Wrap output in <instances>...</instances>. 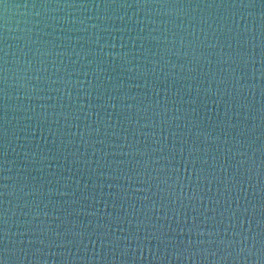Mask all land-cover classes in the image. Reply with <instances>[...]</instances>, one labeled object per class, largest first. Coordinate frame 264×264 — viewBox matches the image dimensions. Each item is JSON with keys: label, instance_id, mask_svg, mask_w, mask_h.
Wrapping results in <instances>:
<instances>
[{"label": "water", "instance_id": "95a60500", "mask_svg": "<svg viewBox=\"0 0 264 264\" xmlns=\"http://www.w3.org/2000/svg\"><path fill=\"white\" fill-rule=\"evenodd\" d=\"M58 2L75 6L57 7ZM261 3L256 0L255 7L232 8L229 0H192L184 8L170 10L138 8L135 0H127L123 7H106L103 0H0V57L6 56L8 81V110L2 122L6 157L0 173L7 179L0 183L7 185L3 198L9 217L6 244L17 253L7 264H264V255L258 251L264 189L260 154L264 142L260 120L264 81L259 78ZM169 11L172 16L166 15ZM228 28L233 36L236 30H248V50L256 63L249 64L247 70L231 62L217 64V54L227 57L237 51ZM193 39L196 49L190 46ZM201 52L199 61L192 63L193 56ZM125 55L127 62L123 63ZM253 71L257 78L242 80V91L237 94L233 77L245 72L250 77ZM235 96L239 99H230ZM250 103L256 110L254 131L252 114L241 107ZM127 110L130 120L125 118ZM190 120L199 122L201 128L193 127ZM225 120L228 123L221 128L220 122ZM229 123L240 127L231 128ZM161 127L167 131L161 132ZM170 131L176 133V148L184 146L185 160L190 146L194 158L207 159L209 165L216 163L215 172L221 179L232 181L237 174L234 182L241 184L243 177L242 185L224 193L225 199L216 207H239L241 211L247 207L249 212L242 218V231L247 232L255 206V248L251 238L247 243L238 239L235 247L219 246V240L232 239L234 232L241 231L232 227L239 224V214L232 221L227 213L221 218L219 212L202 216L201 231L206 235L198 240L192 237L194 243L202 245L199 251L208 252L206 257H177L171 248L155 240L141 252L135 240L129 241V232H135L136 223L145 219L142 201L151 205L154 200L158 208L161 200L167 202L158 191L167 196L171 190L164 184L157 189L149 176L167 174L170 154L163 149L174 139ZM145 140L150 155L136 158L148 164L146 170L141 168L145 183H128L122 172H128L127 161L132 156L125 157L122 152L129 151V144L138 143L143 149ZM253 160L255 170L249 174ZM175 166L183 185V193L176 187V196L184 205L193 203L189 197L195 190L205 197L204 204L197 198L196 206L202 211L212 207L208 195H216L218 187L223 192V186L213 182L210 194L203 181L196 188L200 165L194 170L189 164L186 171L179 152ZM158 169L165 171H154ZM176 207L180 225L171 211L165 217L163 211L149 209L148 215L160 216L157 223L165 232L178 233L184 228L185 212L189 223L194 213L190 206L181 209L179 202ZM126 220L132 221L131 229ZM109 223V239L117 242L112 248H101L96 240H85L86 249L48 248L41 245L39 234L20 236L23 225H31V231L50 225L52 233L62 235L73 225L77 232L100 227L106 232ZM208 232H218L219 236L209 237ZM144 234L141 229L140 239ZM29 238L35 243L25 252ZM176 238L188 240L186 233ZM61 242L67 243L56 241ZM241 248L245 252L241 253Z\"/></svg>", "mask_w": 264, "mask_h": 264}, {"label": "snow or ice", "instance_id": "6c2138e0", "mask_svg": "<svg viewBox=\"0 0 264 264\" xmlns=\"http://www.w3.org/2000/svg\"><path fill=\"white\" fill-rule=\"evenodd\" d=\"M105 3L106 7H111L116 4H119L121 7L127 5V0H103ZM192 0H135V7L138 8H159V9H177V8H184L185 3H191ZM198 3H206L207 0H197ZM229 3L231 4L232 8H250V7H255L256 0H229ZM57 7H74L75 3H64L60 4L59 2L56 4ZM261 9H262V16H261V25H260V33H261V38L259 41V49H260V64H261V69H260V79L261 81H264V0H262L261 3ZM168 16H172L173 13L169 11L166 13ZM202 23H206L205 20H201ZM173 27L175 25L173 24ZM227 27V26H226ZM228 33L229 36L232 39H235L237 42V51L235 54H229L227 57L223 55L217 54V64L221 63H229L231 62L232 64H236L237 66H242L245 70L248 69L249 64H255L256 63V57L254 54H249L248 50V30L245 29L243 33H241L239 30H236L235 35L233 36V30L231 28H228ZM181 39H185V37L181 36ZM196 40L193 39L190 41V46L196 49ZM256 45L253 46L252 48V53L255 52ZM0 51H3V49H0ZM203 56V53L201 52L199 56L194 55L192 59V63H197L199 59ZM116 57H113V60H115ZM0 173L3 172V166L2 162L3 159L6 157V152L3 151L4 149V144L3 141L6 138L4 129H3V121L6 118V113H7V89H8V81H7V59L5 57H0ZM121 61L123 63L127 62L126 55L121 57ZM230 76L232 75L231 73L229 74ZM256 73L255 71L252 72V75L249 77L247 76V72L240 76H235L233 77L235 81V92L238 94L242 91L241 81L245 79H256ZM223 83V81H220ZM244 87H249L248 85H244ZM252 87V86H250ZM261 95L264 96V84L261 85ZM102 98V97H100ZM230 99H236L238 100V96L235 97H230ZM83 107V106H81ZM150 107V106H149ZM241 107L245 108L246 111L252 114V128L251 131L255 130V118H256V110H255V104L250 103V104H245L241 105ZM128 111L125 113V118L130 120L131 117L128 115ZM72 115V114H69ZM227 116V112L225 113V117ZM69 118L68 115L64 116V119L67 120ZM260 120H261V134L264 136V104L261 105V112H260ZM164 124H167V121L163 122ZM190 124L193 125V127L199 129L200 123L196 121H189ZM228 123L226 120L220 122V127L223 128L224 124ZM149 125H144V127H148ZM229 127L231 128H237L240 127V125H231L230 123L228 124ZM167 131V129H164L161 127V132ZM171 136L174 138L172 141V144L167 147L166 149L170 154V158L168 159V165L169 167L166 170V175L163 177H160L158 175H150L149 179L156 181V187L159 189L161 184H164L167 186L168 189L171 191L167 192V196L164 195L165 192H160V197H166L167 202H164V200H161L159 208L156 206V202L153 200V203L151 205L147 204V201L144 200L141 203V208L144 209V217L145 219L143 221H140L136 223L134 226L136 231L135 232H129V241L135 240L139 251L143 252V248L145 245L151 244L152 240H155L158 245H164L166 248H171L173 250V254L177 255V257H182L184 255H189L191 257H195L197 255L200 256H207L208 252L206 250L204 251H199V249L202 247L201 244L199 243H194L192 237L195 236L197 240L200 237H203L206 235L204 231H201L202 228V220L201 217H206L208 212H212L213 214L219 212V216L223 218L225 214H228V217L232 221L237 220V214H239V217H241L239 224H233L232 227L236 228L237 226L241 229L239 232H234L232 239L229 240H219V246H225V247H235L236 246V241L239 239L243 243H247L248 240L251 238L253 240V248L256 247V236L253 235V229H252V221L254 219V213H255V206L253 205L251 212L252 215L250 219L248 220V231L244 232L242 231L243 229V217L248 214L249 209L246 207L243 209V211L240 210L239 207H237L235 210L231 209V207L219 209L216 206L221 204V198L225 199L224 193H230L233 191V189H237L239 186L242 185L243 182V177H241V184L235 183V178L237 174L233 175V180L228 181L226 179H221L219 176H217L215 172V167L216 163L209 165L207 159H197L194 158V150L189 146L188 147V153H187V159L185 160L184 158V146L182 145L181 148L178 150L176 148L177 141L175 139L176 133L170 131ZM241 135L244 133L241 132ZM199 135V133H198ZM215 142V141H213ZM238 146H243V145H238ZM129 151L128 152H122V155L125 157L131 155L132 160H128L127 164L129 165V170L128 172H122V174L126 177L127 182L131 183L135 181L137 184H143L145 183L144 180V171H141V168L147 169L148 164L145 162L141 164L139 161H137V157H144L150 155L149 151V146L147 144V141L145 140L144 142V147L141 149L139 144H129L127 145ZM251 147V145H249ZM123 148V146H121ZM179 152L181 160L184 161L185 165V170L187 171V167L189 164L193 166V169L196 170L197 164L200 165L198 171H197V182H196V188H199L201 182H205L206 185L208 186V193H211V185L213 182H215L218 186L222 185L223 186V192L220 191V188H217V194L216 195H208V204L212 205V207H205L203 211L201 210L200 207H197L195 204V200L197 198L200 199V204H204L205 202V197L204 195H199L197 192L194 190L193 195L189 197L193 203L191 205H184L183 199L179 198L176 196V187L179 186L181 188V193H183V185L180 181V177L178 175L179 169L175 166L176 164V156L177 153ZM260 154H261V162L264 164V142L261 143L260 146ZM198 156V153L195 154ZM255 165V160L251 161L248 167V173L250 174L255 170L254 168ZM207 166V167H205ZM231 167V165H229ZM155 172H164V169H158L154 170ZM239 169L237 168V172ZM131 173V174H129ZM7 177L0 175V180H5ZM190 179V177H189ZM250 182V181H249ZM231 185V187H229ZM7 188V185L5 183H0V264H7L8 260L10 257H15L17 253L15 251H10L9 247L6 244V240L8 238V233H9V227H8V220L9 217L7 215L8 209L4 208V196H5V191L4 189ZM35 191V189H34ZM133 191H144L143 188H133ZM261 203H260V214H261V231L259 233V249L258 251L260 252L261 255H264V189H261ZM94 198V197H93ZM230 199V197H228ZM115 199L113 200V203L115 204ZM177 202L180 204L181 209H186L187 207H191L194 215L192 216V221L191 223L188 222L187 219V212H185V219H184V228H181L180 231L177 233L176 231H171L165 232L162 227L159 226L157 223L161 217L160 216H155L154 218L152 216H149V209L150 212L156 211H163L165 213V217L167 216V212L171 211L175 217V223L177 225H180L181 222L179 220V210L176 207ZM123 207V205H121ZM131 207L135 209V204H132ZM127 215V213H125ZM117 220H120L121 217H117ZM213 219H215V215L213 216ZM155 220L156 222H153ZM125 222L128 223L129 228L131 229L133 227L132 221L131 220H126ZM24 228V231L20 233V236H36L39 234V236L42 237L40 240L41 245H44L48 248H51L53 246L56 247H69V246H76V247H84L85 249L87 248V245L84 244L85 240H96L99 241L101 244V248H112L113 246L117 245L116 241H111L109 237L111 236V223L108 224L107 231L105 232L103 230V227H100L98 229L93 230L92 232H89L87 229H84L80 232H77L75 229V225H73L72 228L68 229L65 231L62 235H57L54 234L50 231L51 226H45L43 228H39L38 231H31V225H23L21 226ZM144 230V237L143 239H140L139 233L140 230ZM187 230V231H185ZM185 233L188 236V240L185 242L184 240H178L176 237L183 236ZM207 235L209 237H218L219 233L218 232H208ZM227 235V233H225ZM79 237V239H77ZM95 237V238H94ZM57 240L61 241H66L67 243L61 242L59 244L56 243ZM45 241L47 243L45 244ZM215 242V241H213ZM25 241L23 239L20 240V244L23 245ZM35 243L34 240L29 238L27 240V245L29 246L27 249L24 251L27 252L30 250V246ZM193 249H197V251H193ZM127 252V249H125V253ZM240 252L243 253L245 252L244 248L240 249ZM247 252H251V249H247ZM38 255V253H33V256ZM37 264L39 262L37 261Z\"/></svg>", "mask_w": 264, "mask_h": 264}]
</instances>
